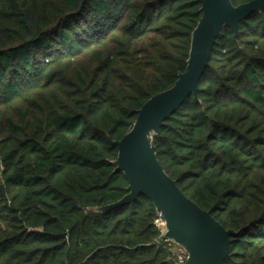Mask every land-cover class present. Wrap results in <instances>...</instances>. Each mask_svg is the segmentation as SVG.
Masks as SVG:
<instances>
[{
  "label": "trees",
  "instance_id": "16d2710c",
  "mask_svg": "<svg viewBox=\"0 0 264 264\" xmlns=\"http://www.w3.org/2000/svg\"><path fill=\"white\" fill-rule=\"evenodd\" d=\"M247 0H232L234 4ZM201 0H0V264H170L113 139L183 71ZM157 157L226 228L222 264H264V6L223 24L157 133ZM180 250V247H179Z\"/></svg>",
  "mask_w": 264,
  "mask_h": 264
},
{
  "label": "water",
  "instance_id": "95a60500",
  "mask_svg": "<svg viewBox=\"0 0 264 264\" xmlns=\"http://www.w3.org/2000/svg\"><path fill=\"white\" fill-rule=\"evenodd\" d=\"M264 6V0H247L234 4L232 0H201L202 11L191 32L186 66L174 83L151 95L137 109L131 127L113 139L117 154L113 160L116 169L128 179L127 192L118 200L98 206L104 210L133 201L144 193L162 213L164 230L160 238L171 240L186 252L181 264H222L228 253L230 234L235 230L224 227L211 213L187 196L162 167L153 143L152 134L189 93L197 98L198 81L209 63L216 37L222 25L234 32L239 21L248 13ZM170 264H179L172 256Z\"/></svg>",
  "mask_w": 264,
  "mask_h": 264
},
{
  "label": "built area",
  "instance_id": "2783aa9c",
  "mask_svg": "<svg viewBox=\"0 0 264 264\" xmlns=\"http://www.w3.org/2000/svg\"><path fill=\"white\" fill-rule=\"evenodd\" d=\"M154 221L160 227L161 231H163L164 229L162 228V224L161 223L164 224V219H163L162 213L160 211H158L157 216H156ZM186 255H187L186 252L183 249L180 248V250L177 251V259H176V261L179 264H181L185 260Z\"/></svg>",
  "mask_w": 264,
  "mask_h": 264
},
{
  "label": "rangeland",
  "instance_id": "374dc122",
  "mask_svg": "<svg viewBox=\"0 0 264 264\" xmlns=\"http://www.w3.org/2000/svg\"><path fill=\"white\" fill-rule=\"evenodd\" d=\"M161 223V222H160ZM162 224V228L164 229V224L163 223H161ZM176 248H177V250L179 251V246H176Z\"/></svg>",
  "mask_w": 264,
  "mask_h": 264
}]
</instances>
